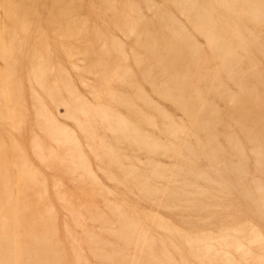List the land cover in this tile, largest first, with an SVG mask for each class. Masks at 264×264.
Instances as JSON below:
<instances>
[{
	"label": "rangeland",
	"instance_id": "374dc122",
	"mask_svg": "<svg viewBox=\"0 0 264 264\" xmlns=\"http://www.w3.org/2000/svg\"><path fill=\"white\" fill-rule=\"evenodd\" d=\"M0 264H264V0H0Z\"/></svg>",
	"mask_w": 264,
	"mask_h": 264
}]
</instances>
